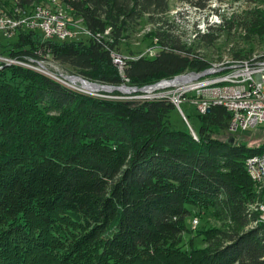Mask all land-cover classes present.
Wrapping results in <instances>:
<instances>
[{
	"label": "trees",
	"instance_id": "obj_1",
	"mask_svg": "<svg viewBox=\"0 0 264 264\" xmlns=\"http://www.w3.org/2000/svg\"><path fill=\"white\" fill-rule=\"evenodd\" d=\"M46 1L0 0V6L32 9ZM59 1L100 38L44 42L29 32L1 45V54L21 59L47 46L68 72L117 87L124 81L110 51L120 50L148 17L157 26L149 47L159 53L131 63L130 85L141 88L211 66L165 29L170 0ZM250 20L253 33L264 37V13ZM199 38L213 41L210 33ZM174 109L168 101L95 98L5 64L0 264H50L54 252L55 264H264V222L252 209L262 197L245 166L262 146L238 142L223 107L197 116L196 138L172 127ZM190 208L212 209L232 228L196 232L207 246L197 248L191 240L186 249ZM254 219L256 227L247 231Z\"/></svg>",
	"mask_w": 264,
	"mask_h": 264
},
{
	"label": "built area",
	"instance_id": "obj_2",
	"mask_svg": "<svg viewBox=\"0 0 264 264\" xmlns=\"http://www.w3.org/2000/svg\"><path fill=\"white\" fill-rule=\"evenodd\" d=\"M69 13L65 4L54 0L52 4L38 5L36 9L13 6L6 10L0 6V35L5 40H12L20 34L32 32L39 34L44 42L87 39L97 41L100 38L92 35L87 29L81 32L73 22L75 20H71ZM109 32L108 28L104 35H108ZM78 34H81L83 39H77ZM158 53L156 47H149L144 53L132 57L121 54L120 50L110 51L112 64L124 81L117 87L91 82L68 72L53 59L47 46L38 49L35 56H24L21 59L0 53V69L5 64L33 66L49 80L61 82L75 92L89 94L99 99L127 102L168 101L179 110L187 122V116L182 108L184 104L196 112L197 116L205 115L213 107H223L230 115L231 134L250 132L258 126L264 128V61L253 66H246L243 63L236 69L210 66L202 72L185 71L172 79H163L141 88L130 85L126 71L131 63L141 58L154 59ZM102 86H108L112 90L102 91ZM113 92H118L119 95H111ZM250 164L256 177L264 176V158L250 159ZM197 221L195 219L193 226H197Z\"/></svg>",
	"mask_w": 264,
	"mask_h": 264
},
{
	"label": "rangeland",
	"instance_id": "obj_3",
	"mask_svg": "<svg viewBox=\"0 0 264 264\" xmlns=\"http://www.w3.org/2000/svg\"><path fill=\"white\" fill-rule=\"evenodd\" d=\"M46 4H52V0H47ZM169 4V13L163 19L165 29H172V33L179 37L182 45L191 48L193 53L211 64V66L218 65V67L229 69L234 65H242L243 63L246 66L263 63L264 37L253 33V29L250 28V19L256 18L259 13H264V0H170ZM69 15L72 21L75 20L73 22L81 29V32H84L86 28L82 21H79L71 13ZM156 27L150 23L148 17L140 20L138 26H135L129 34V39L121 44V54L132 57L144 53L151 45L148 35L150 33L154 34L153 31ZM209 33L213 35V38H209L213 39L211 44L199 38L200 34ZM77 37V39H83L81 34H78ZM12 40H5L0 35V53L1 45ZM66 86L63 84V87L74 91ZM111 95L115 96L113 93ZM182 108L187 116L189 126L195 131V127L197 128L200 124L196 112L189 108L187 104L182 105ZM51 115L55 116L53 113ZM169 119L173 128L182 131L189 130L178 109L175 108L171 112ZM220 138L222 139V136ZM236 139L249 148L263 147L264 128L258 126L250 132H240L237 134ZM190 209L192 215L187 219V226L191 232L183 236V245L186 249H189L191 240L197 248L207 246L201 236H196V232L220 228L228 231L232 228L225 221L218 220L213 215L212 209ZM252 209L257 211L256 206H253ZM260 218L261 213L259 221H261ZM195 219L198 220L197 226H193ZM256 225L255 219L251 220L246 230L253 229ZM56 260L58 259L56 258V252H54V258L48 259V262L55 264Z\"/></svg>",
	"mask_w": 264,
	"mask_h": 264
},
{
	"label": "bare ground",
	"instance_id": "obj_4",
	"mask_svg": "<svg viewBox=\"0 0 264 264\" xmlns=\"http://www.w3.org/2000/svg\"><path fill=\"white\" fill-rule=\"evenodd\" d=\"M55 1V0H54ZM45 4V3H44ZM38 6H36V7H33L32 9H36ZM260 60V59H259ZM255 63V62H254ZM9 65H19V66H23V67H26V68H28V69H32V70H34V71H36V72H38V73H40V74H42L41 73V71L38 69V68H36V67H33V66H28V65H23V64H9ZM255 65V64H254ZM232 66V65H231ZM241 65H234V66H232V67H230L229 69H236V68H238V67H240ZM3 67H4V65H3ZM215 67H218V65L216 66L215 65ZM220 68H223V67H220ZM43 75V74H42ZM57 83H59V84H62L63 85V83H61V82H57ZM65 85V84H64ZM67 87V86H66ZM69 87V86H68ZM95 89H99V88H97V87H94ZM193 136H195L194 134H193ZM264 158V145H263V147L261 148V151H260V153L259 154H257V155H255V156H252V157H250V158H248L247 160H246V163H245V166H246V170H247V172H248V175H249V177L251 178V180H252V182L255 184V187H256V191H257V193H258V195H260L261 197H262V201H260L258 204H257V211L258 212H260L261 213V221L260 222H264V176H258V177H256V175L254 174V172H253V170H252V168H251V164H250V159H263ZM256 209V208H255Z\"/></svg>",
	"mask_w": 264,
	"mask_h": 264
},
{
	"label": "water",
	"instance_id": "obj_5",
	"mask_svg": "<svg viewBox=\"0 0 264 264\" xmlns=\"http://www.w3.org/2000/svg\"><path fill=\"white\" fill-rule=\"evenodd\" d=\"M98 87H99V85H97ZM102 91H110V90H112L110 87H108V86H102V89H101ZM185 120V119H184ZM186 121V120H185ZM186 123H187V125H188V127H189V130H190V132H191V134L193 135H195L194 137L196 138V133H195V131L189 126V124H188V122L186 121ZM227 143H229L230 145H234L235 144V142H236V139L234 138V137H229L228 139H227V141H226Z\"/></svg>",
	"mask_w": 264,
	"mask_h": 264
}]
</instances>
